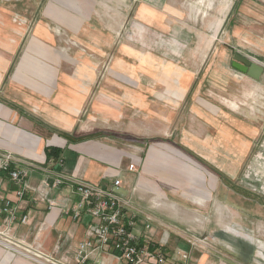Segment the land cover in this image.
I'll return each mask as SVG.
<instances>
[{
    "label": "rangeland",
    "instance_id": "obj_1",
    "mask_svg": "<svg viewBox=\"0 0 264 264\" xmlns=\"http://www.w3.org/2000/svg\"><path fill=\"white\" fill-rule=\"evenodd\" d=\"M137 1L112 0L109 5V0H37L30 12L0 15V18L8 16L12 23V19H16L15 25L0 26V71L5 60H11L0 86V100L8 102L2 92L12 80L38 23L42 22L52 37L46 38V43H52L48 46L51 50L46 49L52 52V61L58 62L59 70L75 77L80 71L77 67H82L79 80L86 84L91 80L88 102L79 123L81 121L90 133L96 134L86 138L104 140L108 147L126 155L125 164L129 166L134 156L140 159L131 187L165 194V201L203 205L205 220L213 224H209L208 238L204 234L196 235L194 240L199 242L189 243L190 238L181 237L180 242L163 249L178 247L187 251L188 245L195 250L204 244L198 252L190 253L189 248V257L193 256L191 264H195L202 253L209 259L226 260L229 264H264V81L260 79L254 87L251 78L231 68L233 54L239 52L264 67V46L238 47L224 40L223 28L222 32L209 28V24L219 19L215 16L217 11H232V0H174L175 3L168 5L171 8L161 5L163 14L156 16L164 24L159 27L161 29L150 27L143 18L137 17ZM46 5L54 8L48 16ZM73 28L77 31L73 32ZM223 43L233 47L225 49L221 46ZM157 63L161 65L158 69ZM170 65L176 66L181 74L193 77L188 95L178 104L180 108L189 109L195 104L203 115L206 105L219 109L226 106L232 111V114L224 112L234 120L229 129L234 138L247 135L239 134L238 125L257 129L250 151L237 163L235 176L230 174L228 178L214 166L186 155L177 142L178 131H168V126L164 127L165 122L161 121L165 111L169 120L174 121L176 117V112L172 111L174 107L167 101L157 105L151 101V116L149 109L146 112L143 108L146 95L150 94L153 99L157 93L173 91L172 84L152 82V77L159 76ZM58 80L53 81L57 83ZM116 80L128 86L135 106H123L124 115L115 121H88L90 102L99 95L103 85V92L110 95L108 98L125 94L119 93L124 87L115 88L111 83ZM197 121L201 135L205 136L207 128L203 119ZM150 146L156 151L154 158L149 160L156 162L155 167L151 163L147 165ZM165 146L174 154L166 151ZM181 153L200 167L199 174L189 175L190 165L182 159ZM215 204L221 209L220 215L216 214ZM167 250L163 251L167 253Z\"/></svg>",
    "mask_w": 264,
    "mask_h": 264
},
{
    "label": "crops",
    "instance_id": "obj_2",
    "mask_svg": "<svg viewBox=\"0 0 264 264\" xmlns=\"http://www.w3.org/2000/svg\"><path fill=\"white\" fill-rule=\"evenodd\" d=\"M36 1L0 0V15L8 14L11 16L13 12L15 14L30 12ZM109 1V3H106L110 5L112 0ZM232 2V11H217L215 16L219 19L216 20V23L214 20L213 23L209 24V28L210 26L213 27L212 29L215 32H222L223 28L226 37L224 40L234 42V45L238 47L264 46V0H232ZM173 3H175L174 0H138L135 3L139 5L137 17L143 18L142 21L150 27L162 28L164 24L162 20L158 21L156 16L163 14L160 12L161 5H167L166 7H168ZM11 8H14L15 11L10 13ZM45 8L47 16L49 12L54 11V8L49 5H46ZM15 16L17 18L18 15ZM0 20V26H12L15 25L16 19H12L13 23L8 16L7 18L1 17ZM38 24L23 56L16 65L17 68L13 73L12 80L8 81L9 85L2 92L3 97L8 102L0 100L2 102L0 103V151L11 152L35 163L39 168L47 167L53 173L64 174L74 179L80 178L103 189L110 188L111 181L118 179L122 182L119 194L131 206L128 210L129 213L136 215V232L150 241L165 242L166 246H169L173 242H180L181 237L191 238L193 242H195L194 237L196 235L204 234L208 238V230L210 231V225L213 226V224L205 220L206 213L201 209L203 205L197 202L192 203L191 198L189 201L192 205L169 202L163 199L167 197L165 194L151 191L147 193L145 190L138 189L137 186L131 187L136 177L135 174H138L137 165L140 159L134 156L130 165H133L135 170L130 172L127 167L129 166L128 163L125 164V154L123 155L122 152H117L115 149L108 147L105 141L97 139L98 137H93L95 139L92 140L86 138L89 135L96 134L90 133L87 125L82 126L80 124L81 121L79 123L80 116L88 102L87 94L92 87L91 80L87 84L79 80L83 72L82 67H77L80 68V71L75 77H69L66 72L59 70L58 62L52 61V52L47 50H51L48 46L52 43H46V38L52 39V37L45 31L42 22ZM72 31L76 32L77 30L73 28ZM221 46L225 49L233 47L227 43H223ZM238 54L247 58L241 52ZM10 62V59H6L5 66L0 71V86ZM152 63L155 65L154 62ZM160 66V63H157L156 69ZM175 67L170 65L167 70H162L159 76L152 77L154 79L152 82L163 83L168 86L172 84L173 91L157 93L153 96V99H151L150 94L146 95V98H143V108L146 112L149 109V115L151 116V101L156 105L161 101H167L169 106L174 107L172 111L176 112L175 122L169 120L170 116L167 111L162 114L161 121L165 122L164 127L167 128L168 126V131H178L176 134L178 136L177 142L181 149L186 152V155L194 156V158L196 157V159L214 166L228 178L230 174L235 176L238 168L237 163H240L250 151L251 139L255 136L257 129L238 125L239 134L247 135L246 138L242 136L234 138V135L231 134L232 131L229 130L233 127L234 120L224 112L229 111L226 106L219 109L216 106L210 108V105H206L207 107L204 106L203 115L196 109L195 104L190 105L189 109L186 107L180 108L178 104L188 95L193 77L188 74H181L179 69H175ZM74 73L76 74V71ZM54 79L59 80L55 83ZM261 79V82L264 81V72ZM125 81L127 84L128 80ZM251 82L254 87L258 84L257 81L251 80ZM111 83L114 84L115 88L124 87L125 89L119 91V93L123 91L125 94L120 97L115 95L116 98L111 97L112 99L108 98L110 95L103 92L102 89L105 87L103 85L99 95L90 102V112L87 115L88 121L109 119L115 121V119L118 120L124 115L123 106L131 108L135 106L133 93H129L128 86L118 84L117 80L116 82L111 81ZM194 98L192 97V99ZM196 103L198 102L196 101ZM229 113L232 114L231 109ZM197 119H203L204 121L203 123L207 128L205 136L200 133V123ZM169 121H171V124H169ZM47 147L60 151V159L62 160L60 165L53 159L47 163L45 155ZM163 148L174 154L170 147L165 146ZM147 152V165L149 166L151 163L155 167L156 162L154 160L149 161L151 157L154 158L156 152L154 147L150 146ZM180 155L190 165H187L191 170L189 175L199 174L200 167L195 163H191L190 159L184 154L181 153ZM163 158L167 159V157ZM219 161L222 163L219 164ZM201 175L204 179V174L201 173ZM41 178L42 174L39 171H35L31 176L29 185L34 190L24 197L21 210L18 213L26 214L28 222L25 225H13L12 232L17 238H24L32 245L40 246L42 251L48 257L54 258L55 261L61 262V264L63 261H66L67 264H73L74 248L85 238L90 219L83 216L81 221L74 223L70 215L63 213V208L67 205L70 206L75 201V198L71 197L68 187L49 192L47 199L54 201L55 207L48 210L47 201H42L37 192ZM14 190V185L7 178L0 177L1 197L4 196L15 202ZM213 207L216 214L220 215L221 209L219 206L215 204ZM146 226L149 229H146ZM203 245L195 250L198 252ZM189 248L188 245L187 251L178 247L166 249L168 255L166 264H176L178 262L173 254L175 250L189 253ZM195 250L190 248V253ZM3 256H5L4 264H36L0 249V260ZM192 262L193 256H190L186 264ZM86 264L118 263L111 256L102 254L100 257H93ZM177 264L184 263L181 261ZM195 264L229 263L226 260L209 259L206 254L202 253L198 259L196 258Z\"/></svg>",
    "mask_w": 264,
    "mask_h": 264
},
{
    "label": "built area",
    "instance_id": "obj_3",
    "mask_svg": "<svg viewBox=\"0 0 264 264\" xmlns=\"http://www.w3.org/2000/svg\"><path fill=\"white\" fill-rule=\"evenodd\" d=\"M51 163V162H50ZM62 160L58 161L60 165ZM134 172L135 167H128ZM35 171L42 174L37 190L42 201H47V209L55 207L54 201L47 199L49 192L62 187L70 189L75 201L63 208V213L70 215L72 222L81 221V217L90 219L85 238L75 246L73 264H86L93 257L111 256L118 264H166L167 254L163 248L165 242H154L141 237L136 232V215L129 213L131 206L119 195L122 182L115 179L110 188H101L80 178H72L64 174L53 173L51 169L39 168L35 163L14 155L8 151H0V177L4 176L14 185L15 202L0 196V249L13 256L25 258L36 264H61L48 257L40 246L32 245L24 238L16 237L12 232L13 225H25L26 214H18L24 197L34 190L29 180ZM36 200V199H35ZM146 229H149L146 226ZM199 242L198 240H194ZM189 239V243H195ZM164 250V251H163ZM178 262L189 260V253L175 250ZM5 263V256L0 264ZM62 264H67L63 261Z\"/></svg>",
    "mask_w": 264,
    "mask_h": 264
},
{
    "label": "water",
    "instance_id": "obj_4",
    "mask_svg": "<svg viewBox=\"0 0 264 264\" xmlns=\"http://www.w3.org/2000/svg\"><path fill=\"white\" fill-rule=\"evenodd\" d=\"M231 68L236 70L247 78H251L254 81H259L264 72V67L251 59H247L238 53H234L232 57Z\"/></svg>",
    "mask_w": 264,
    "mask_h": 264
},
{
    "label": "trees",
    "instance_id": "obj_5",
    "mask_svg": "<svg viewBox=\"0 0 264 264\" xmlns=\"http://www.w3.org/2000/svg\"><path fill=\"white\" fill-rule=\"evenodd\" d=\"M92 138V137H90ZM45 155H46V160L47 163L49 162V160L53 159L55 162L60 160V151L55 149V148H51V147H47L45 149Z\"/></svg>",
    "mask_w": 264,
    "mask_h": 264
}]
</instances>
